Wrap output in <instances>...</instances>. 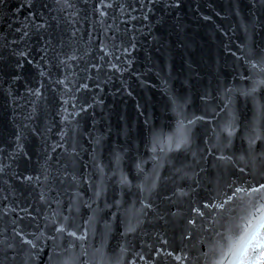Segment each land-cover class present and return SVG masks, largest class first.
Instances as JSON below:
<instances>
[{
  "label": "water",
  "instance_id": "water-1",
  "mask_svg": "<svg viewBox=\"0 0 264 264\" xmlns=\"http://www.w3.org/2000/svg\"><path fill=\"white\" fill-rule=\"evenodd\" d=\"M262 185L264 0H0V264H264Z\"/></svg>",
  "mask_w": 264,
  "mask_h": 264
},
{
  "label": "clouds",
  "instance_id": "clouds-1",
  "mask_svg": "<svg viewBox=\"0 0 264 264\" xmlns=\"http://www.w3.org/2000/svg\"><path fill=\"white\" fill-rule=\"evenodd\" d=\"M227 134V133H226ZM188 141L187 139L181 141V142H177L175 143L172 148L170 149V151H179L182 148H184L187 145ZM100 264H103V262H100Z\"/></svg>",
  "mask_w": 264,
  "mask_h": 264
},
{
  "label": "snow or ice",
  "instance_id": "snow-or-ice-1",
  "mask_svg": "<svg viewBox=\"0 0 264 264\" xmlns=\"http://www.w3.org/2000/svg\"><path fill=\"white\" fill-rule=\"evenodd\" d=\"M262 187H264V185H262Z\"/></svg>",
  "mask_w": 264,
  "mask_h": 264
}]
</instances>
